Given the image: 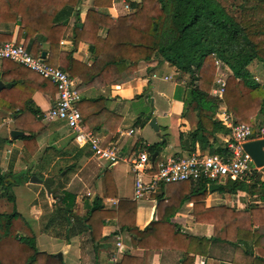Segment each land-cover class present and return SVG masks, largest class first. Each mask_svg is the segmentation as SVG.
Instances as JSON below:
<instances>
[{
    "label": "crops",
    "instance_id": "1",
    "mask_svg": "<svg viewBox=\"0 0 264 264\" xmlns=\"http://www.w3.org/2000/svg\"><path fill=\"white\" fill-rule=\"evenodd\" d=\"M93 1L78 0L75 5H66L57 18V22L63 23L64 27L50 36L51 39V34L45 32L50 24L37 23L38 31L30 35L29 39L38 47V54H43L47 61L51 51L64 52L66 58H73L90 66L94 59L90 43L84 40L74 42V29L83 26L87 10L94 9L113 18L131 11L130 0H111V4L109 0H99L101 5H95ZM108 3L110 5H105ZM19 28L17 21L0 18V41L22 43L25 37H18ZM93 34L103 37L106 28L101 26L89 36ZM61 59L58 56L56 66L63 65ZM2 63L3 59H0V76ZM215 64V76L209 95L212 98L213 119L217 123L212 129H205L194 140L191 132L196 129L199 117L192 106L185 109L183 100L189 74L181 72L159 56L140 60L135 76L117 84L107 83L101 74L94 75L86 82L78 75L72 76L80 90V100L102 98L105 108L121 117L115 131L112 130L114 123H110V130L105 127L89 128L96 131L105 142L119 148L122 157L113 163L96 157L87 146L77 145L63 121L43 119V112L55 100L56 93L51 84L50 91L35 90L31 95L42 114L33 123L36 131L28 148L20 137L28 132L16 126V113L0 109V173L6 175V179H13L11 187L16 184V176L29 174L23 177V184L26 188L33 185L35 192L33 203L30 204L31 220L15 207L17 195L12 188L14 200L10 201L1 195L0 200L10 202L12 209H16L27 221L39 250L56 254L63 264H115L121 261L124 254L143 259V264H181L183 251L176 248L175 242H154L157 246H166L163 248L133 245L134 226L142 229L150 221L158 217L166 218L170 214V221L176 223L182 231L208 237L213 234L214 226L211 222L214 221V216L204 208L219 205L236 209L264 206V166L257 170L259 181L251 188L232 191L227 185L220 184L224 186L223 189L220 185L216 189H209L210 184H207L205 194L199 195L196 191L199 186L197 180H180L166 184L157 192L135 195L136 174L132 171L128 158L141 149L147 150L150 145L162 140L163 143L154 151L157 152L155 161L168 155L192 151L225 152L230 128L224 122V116L228 115V120L231 121L237 120L228 108L223 94L219 95L213 89L217 76H221L226 82L233 72L222 60ZM248 68L253 77L264 86L263 64L253 60ZM0 81V87L4 86L2 77ZM152 116L156 118L157 130L149 124ZM262 118L264 103L249 120L256 124ZM13 129L23 133L13 135ZM31 148L33 153L29 151ZM31 174L41 178L50 176L53 179L52 186L57 187L56 195L48 193L41 182L30 181ZM245 182L250 183L252 179ZM66 191L75 195L72 207L75 215H85L93 204L99 206L92 213L93 233L91 229H87L68 236L66 222L55 217V210L60 209ZM224 238L225 231L222 229L220 237L210 241L205 254H195L193 264H237L231 261L233 245ZM252 249L255 255L264 256V247ZM58 253H61V257Z\"/></svg>",
    "mask_w": 264,
    "mask_h": 264
},
{
    "label": "trees",
    "instance_id": "2",
    "mask_svg": "<svg viewBox=\"0 0 264 264\" xmlns=\"http://www.w3.org/2000/svg\"><path fill=\"white\" fill-rule=\"evenodd\" d=\"M77 1L0 0V18L17 21L20 24L18 37L24 36L23 45L37 55L38 47L29 39L38 31L36 24L48 22L50 26L45 32L51 34V39L50 36L64 27L63 23L57 22L58 15L66 5H75ZM93 2L101 5L99 0ZM109 2L111 4V0ZM130 5L131 11L117 18L88 9L83 26L74 29L75 43L79 40L90 43L94 55L90 66L66 58L64 52L57 51H51L47 61L56 65L58 56H61V67L71 76L78 75L86 82L101 74L107 83L117 84L135 76L140 60L159 56L189 74L183 100L185 109L192 106L199 117L196 129L191 132L194 140L217 123L213 119L209 90L215 76V59L219 58L233 72L227 77L223 92L228 108L237 121L253 123L249 119L264 103V86L253 77L248 65L257 60L264 66V0H240L238 16L221 0H130ZM101 26L106 28L105 36H89ZM0 77L5 81V85L0 87V109L16 113V126L28 132L20 136L28 148L36 131L33 123L42 114L31 95L35 90L50 91L49 84L55 92L56 87L48 78L10 59H3ZM77 106L87 128L105 127L110 130V123H114L112 130L115 131L121 121L119 115L105 108L102 98H83ZM162 143L161 140L150 145L147 148L149 154ZM29 151L33 153V148ZM257 181L255 173L250 183L228 179L224 185L236 191L254 187ZM197 182L196 191L204 195L206 180ZM12 183L13 179H6V175L0 173V195L10 201L14 200ZM223 187L220 185L221 189ZM74 199L75 195L66 191L60 209L55 210V217L66 222L68 236L87 229L93 233L92 213L99 206L93 204L85 215H75L72 213ZM204 209L214 216L211 236H194L182 231L170 221L169 214L166 218L150 221L142 229L134 226L132 243L145 248H163L166 246H157L154 242H175L176 248L183 251L181 264H193L195 254H205L210 241L219 238L224 229V240L233 245V263L264 264V256L255 255L252 249L264 247V206L236 209L219 205ZM0 264L63 262L56 254L36 247L29 224L16 209H12L0 212ZM115 264H143V259L124 254Z\"/></svg>",
    "mask_w": 264,
    "mask_h": 264
},
{
    "label": "built area",
    "instance_id": "3",
    "mask_svg": "<svg viewBox=\"0 0 264 264\" xmlns=\"http://www.w3.org/2000/svg\"><path fill=\"white\" fill-rule=\"evenodd\" d=\"M0 59H10L22 64L54 83L55 100L43 112V119L63 121L73 134L75 143L87 146L100 159L113 163L122 157L115 144L105 142L96 131L87 128L83 123L77 106L81 93L75 79L65 69L48 63L45 57L31 53L22 43L15 41H0ZM215 63H220V60L216 58ZM215 83L213 92L223 94L225 80L217 76ZM228 118V115L224 116V122L230 131L223 153L192 151L168 155L155 161L146 149H141L128 158L131 169L136 174L135 195L157 192L166 184L180 180L205 179L207 184L218 185L226 184L228 179L251 180L260 166L255 164L243 143L254 138H264V118L256 124L231 121Z\"/></svg>",
    "mask_w": 264,
    "mask_h": 264
},
{
    "label": "water",
    "instance_id": "4",
    "mask_svg": "<svg viewBox=\"0 0 264 264\" xmlns=\"http://www.w3.org/2000/svg\"><path fill=\"white\" fill-rule=\"evenodd\" d=\"M42 56H43V54H42ZM1 83L2 82L0 81V86H1ZM149 124L155 130L158 129L156 118L154 116H152L150 118ZM22 133L23 132L21 130H17V129H13L11 131V134H13V135H20ZM243 146H244L245 150L250 153V155L252 156V158H253V160L257 166H264V138H255V139L247 140L246 142L243 143ZM156 153L157 152H153L151 154L152 160H154ZM22 172H26V170H22ZM30 181L41 182L43 184V186L46 188L48 193H50L52 195H56L57 187L52 186L53 179L50 176H47L45 178H41L40 176H38L36 174H31L30 175ZM213 188H215V189L218 188V184H215V183L210 184L209 189H213ZM58 256L61 257V253H58Z\"/></svg>",
    "mask_w": 264,
    "mask_h": 264
},
{
    "label": "rangeland",
    "instance_id": "5",
    "mask_svg": "<svg viewBox=\"0 0 264 264\" xmlns=\"http://www.w3.org/2000/svg\"><path fill=\"white\" fill-rule=\"evenodd\" d=\"M221 1L227 6V8L230 11H232L237 16L239 15L240 9L238 5L240 3V0H221ZM150 103H151V99H150ZM23 177H26V175L16 176L15 177L16 184H13L11 188L13 192H15L17 195L15 207H17L28 220H31L30 204L33 203V195L35 194V192H33V185L32 187L26 188V185L23 184V179H24ZM12 207L13 206L10 202L0 200V210H10L12 209ZM36 229H38V227H36Z\"/></svg>",
    "mask_w": 264,
    "mask_h": 264
}]
</instances>
